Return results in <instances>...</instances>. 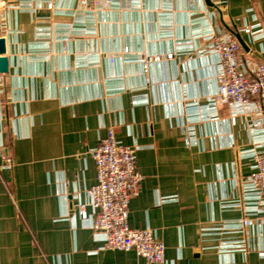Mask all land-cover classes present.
<instances>
[{"label": "crops", "instance_id": "obj_1", "mask_svg": "<svg viewBox=\"0 0 264 264\" xmlns=\"http://www.w3.org/2000/svg\"><path fill=\"white\" fill-rule=\"evenodd\" d=\"M0 18V147L15 161L0 156V264L146 263L105 248L79 213L109 128L136 149L129 223L165 243L164 264H264L247 183L264 120L219 98L209 37L233 35L243 63H264V0H0Z\"/></svg>", "mask_w": 264, "mask_h": 264}, {"label": "built area", "instance_id": "obj_2", "mask_svg": "<svg viewBox=\"0 0 264 264\" xmlns=\"http://www.w3.org/2000/svg\"><path fill=\"white\" fill-rule=\"evenodd\" d=\"M93 6H107L114 0H83ZM52 6V4H49ZM0 18V34L2 32ZM247 33L252 27L245 28ZM1 37V35H0ZM210 48L220 56L221 81L219 98L233 103L243 112H254L264 120V63L241 59V44L233 35L217 32L210 34ZM173 53L168 54L172 57ZM160 56L145 57L143 64L148 69L151 60ZM97 170V181L86 190L87 200L80 202L82 218H91L92 228L103 233L105 248L135 251L145 260V264H164L166 245L150 228H134L129 223V206L138 195L142 174L137 164L136 149L122 144L109 128L100 144L92 150ZM253 170L247 183L250 191L257 195L261 203V221L264 223V144L263 149H253L250 153ZM2 167L12 168L14 158L0 147ZM91 206L92 213H88ZM249 217H244L241 227L248 226Z\"/></svg>", "mask_w": 264, "mask_h": 264}, {"label": "water", "instance_id": "obj_3", "mask_svg": "<svg viewBox=\"0 0 264 264\" xmlns=\"http://www.w3.org/2000/svg\"><path fill=\"white\" fill-rule=\"evenodd\" d=\"M241 43H243L241 41ZM7 42L5 37H0V72L6 73L9 70V60L6 56Z\"/></svg>", "mask_w": 264, "mask_h": 264}]
</instances>
